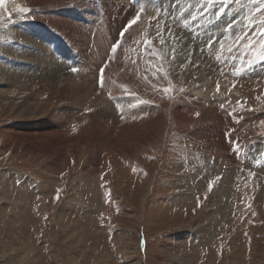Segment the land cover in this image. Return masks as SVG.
Returning <instances> with one entry per match:
<instances>
[{
    "label": "rangeland",
    "instance_id": "1",
    "mask_svg": "<svg viewBox=\"0 0 264 264\" xmlns=\"http://www.w3.org/2000/svg\"><path fill=\"white\" fill-rule=\"evenodd\" d=\"M20 27L68 66L61 87L63 72L42 88L3 71L30 51ZM261 29L264 0H6L0 264H264V61L248 63ZM74 103L52 133L51 109Z\"/></svg>",
    "mask_w": 264,
    "mask_h": 264
},
{
    "label": "bare ground",
    "instance_id": "2",
    "mask_svg": "<svg viewBox=\"0 0 264 264\" xmlns=\"http://www.w3.org/2000/svg\"><path fill=\"white\" fill-rule=\"evenodd\" d=\"M43 7V6H42ZM34 10V9H33ZM40 17V16H39ZM36 19V18H35ZM41 19V18H40ZM64 20V19H63ZM66 22V21H65ZM48 25V24H47ZM18 26V25H17ZM16 26V27H17ZM23 26V25H22ZM150 27V26H149ZM24 28V27H23ZM23 28H18V29H21V30H24L27 34H29V35H32V39H33V41H26L27 42V44H28V42H30V46L29 45H27L26 43H24L25 45H27V48H25V50H30V51H26V52H22L21 53V51H19V50H16L15 48V50L16 51H18L16 54L14 53V51H10V55L12 56V58L10 57V56H8L7 57V61H8V63H7V61H6V63H2V65H1V67L3 68V71L5 72V73H7V70H6V65L8 64L9 66H10V68L12 67V68H14L15 66L14 65H16V68H23L24 67V71H23V77H25L27 74V77H25L27 80H32L31 78H29V77H31V76H34V77H37L38 78V80L37 81H39V83L40 84H38V85H41V87L42 86H44V87H46L45 85H44V80H48V78H52V77H54L57 73H61V72H63L62 73V76H60L57 80H54V78H52L53 80H54V83L55 84H57L59 87H61V84L63 83H65V80H67V73H66V71H65V69H67L68 68V66H65L64 64H62V63H57V62H55L53 59L54 58H52V56H51V54L48 52V50H47V48L46 47H48V44H45V42L46 41H41V40H47V38H46V36H45V34H43V31H41L40 29H37V30H32V28H29L28 30H26V29H23ZM65 28V27H64ZM12 30H14V28H12ZM157 30V29H156ZM24 31H22V32H24ZM20 32V31H19ZM24 32V33H25ZM14 32H12V34H13ZM23 33V34H24ZM59 33V32H58ZM19 34V33H18ZM17 34V35H18ZM21 34V33H20ZM26 34V35H27ZM222 35V34H221ZM220 35V36H221ZM14 37H16V38H19V37H17V36H15V34L13 35ZM143 36V35H142ZM163 36V35H162ZM13 37V38H14ZM25 37V36H24ZM23 37V39H25ZM31 37V36H30ZM26 38H27V36H26ZM39 38V40L40 41H36L37 39ZM15 39V38H14ZM21 39V38H20ZM22 39V40H23ZM26 40V39H25ZM65 40V39H64ZM73 40V39H72ZM146 40V39H145ZM15 42H17V41H15ZM18 43V42H17ZM104 43V42H103ZM33 44H36V46L38 45V46H42L43 47V49H38V48H35V45L34 46H32ZM99 44V43H98ZM11 45H13V44H11ZM21 45H22V43H21ZM24 45V46H25ZM101 45V44H100ZM103 45V44H102ZM105 45V44H104ZM15 47H16V45H14ZM13 46V47H14ZM17 46H19L18 44H17ZM23 46V45H22ZM29 46V47H28ZM1 48V47H0ZM24 48V47H23ZM22 48V49H23ZM100 48V47H99ZM106 48V47H105ZM3 50H5V49H3ZM24 49H23V51H25ZM51 50V49H50ZM4 52V51H3ZM48 53L50 54V56H51V58L50 59H48ZM102 53V52H101ZM100 53V54H101ZM53 54V53H52ZM58 54V53H57ZM23 56L24 58L25 57H27L28 59H24V62H25V64L24 65H21V62H19L18 61V59H19V57L20 56ZM30 55H31V57H30ZM19 56V57H18ZM13 57H16V59L15 58H13ZM56 57H57V55H56ZM137 57V56H136ZM18 58V59H17ZM31 58V59H30ZM122 58V57H121ZM134 59V58H133ZM32 61V62H31ZM97 61V60H96ZM116 63V62H115ZM138 63V62H137ZM111 65V64H110ZM23 66V67H22ZM113 67V66H112ZM16 68L15 69H13V70H16ZM90 68V67H89ZM120 68V67H119ZM36 69H38L39 71H37ZM108 71H109V69H107ZM107 71V72H108ZM2 72V71H1ZM14 74H15V72H13ZM113 72H111V74H112ZM17 74V73H16ZM15 74V75H16ZM47 74H48V77H47ZM96 74V73H95ZM128 74V73H127ZM22 75V74H21ZM50 75V76H49ZM129 75V74H128ZM94 76V75H93ZM127 77V76H126ZM87 80V79H86ZM92 80V79H91ZM1 81V80H0ZM28 81V82H29ZM79 81V80H78ZM83 81H84V79H83ZM21 82H23V81H21ZM51 82V81H50ZM131 82V81H130ZM11 83H14V81H13V79L11 78V77H8V78H6L5 80H4V84H5V86L6 87H9L10 86V84ZM26 83V82H25ZM45 83H46V81H45ZM68 83H69V80H68ZM74 83V82H73ZM76 83V82H75ZM104 83V82H103ZM106 83H108V81L106 82ZM105 83V84H106ZM47 84H49V86H50V84H52V83H47ZM77 84V83H76ZM75 84V85H76ZM96 84V83H95ZM100 84V83H99ZM109 84V83H108ZM118 84V83H117ZM15 85V84H14ZM67 85V84H66ZM122 85V84H121ZM93 86V85H92ZM91 85H90V88L92 87ZM105 86V85H104ZM108 86V85H107ZM58 87V88H59ZM73 87V86H72ZM43 88V87H42ZM55 88V87H54ZM65 90H67V91H74L75 92V90H74V88H71V87H63ZM78 88V87H77ZM89 86L85 83V84H83V87H82V94L83 93H88V91H89ZM208 88V87H207ZM24 89H25V87H24ZM27 89V88H26ZM94 89V88H93ZM102 89H104V88H102ZM114 89V88H113ZM91 90H92V88H91ZM116 90V89H115ZM125 90V89H124ZM47 91V90H46ZM59 90L56 88V93L58 92ZM71 91H70V93H71ZM103 91V90H102ZM102 91H100L101 93H102ZM113 91V90H112ZM96 92V91H95ZM55 93V92H54ZM98 93V92H97ZM107 93V92H106ZM129 93V92H128ZM5 94V93H4ZM42 94V93H41ZM99 94V93H98ZM194 94H196L195 96H198V98L197 99H199L200 98V100L203 98V99H209L210 97H211V95H210V97H208L207 96V94L208 93H206V92H202V90H196V92L194 93ZM75 95V94H74ZM102 95V94H101ZM127 95V94H126ZM72 96V95H71ZM105 96V95H104ZM136 96V95H135ZM76 97V96H75ZM26 98H27V96H26ZM30 98H31V96L29 97V98H27V101L25 102V104L26 105H24L25 107L24 108H28L29 106H30V108H35V107H37L38 109H40L39 108V106L40 107H42V105H44V104H38V105H33L34 103H32L31 104V102H30ZM132 98V97H131ZM131 98H130V101H131ZM140 98V97H139ZM74 99V98H73ZM81 99L82 98H76L75 100H80L81 101ZM88 99V98H87ZM212 99H213V97H212ZM108 101V100H107ZM142 101V100H141ZM201 101H203V100H201ZM212 101V100H211ZM79 102V101H78ZM85 102V101H84ZM94 102V101H93ZM103 102H106L105 100H104V98H103ZM103 102H101V104H103ZM109 102V101H108ZM134 102V101H133ZM208 102H209V100H208ZM27 103H29V104H27ZM136 103V102H135ZM138 103V102H137ZM205 103H206V101H205ZM77 104V103H76ZM76 104L74 103V104H71V105H69V107H67V108H65V106L64 107H62V106H58L57 108H55V109H51V111L50 112H53V114H54V117H53V120L48 124V126H46L52 133H53V131H54V129L60 124V122H61V120H62V118L64 119V117L63 116H72L73 114H79V109H77V106H76ZM107 104V103H106ZM105 104V105H106ZM109 104V103H108ZM193 104V103H192ZM208 104V103H207ZM209 104H210V102H209ZM208 104V105H209ZM212 104V103H211ZM79 105V104H78ZM136 105V104H135ZM70 106H74V107H70ZM108 106H110V105H108ZM131 106V105H130ZM210 106V105H209ZM80 107V106H79ZM102 110H100V109H98L95 113H93V115H96L97 116V118H99V119H102L101 118V115L102 114H108L109 112L107 111V109L106 108H108V107H104L103 105H102ZM142 108V107H141ZM189 108V107H188ZM40 110H42V109H40ZM110 110V109H109ZM114 110V109H113ZM113 110H111V111H113ZM138 110V109H137ZM131 111V110H130ZM156 111V110H155ZM37 112V111H36ZM133 112H136V111H133ZM247 112V111H246ZM27 113V112H26ZM159 113V112H158ZM28 114H29V111H28ZM138 114V113H137ZM147 114V113H146ZM149 114V113H148ZM157 114V113H156ZM189 114V113H188ZM131 115H133L132 114V112H131ZM142 115V114H141ZM144 115V114H143ZM142 115V116H143ZM149 115H151V113L149 114ZM154 115H155V112H154ZM192 115V114H191ZM96 116H93V117H95L96 118ZM128 116H130V114L128 115ZM127 116V118H129ZM145 116V115H144ZM90 117V116H89ZM92 117V116H91ZM111 117V116H110ZM115 117V116H114ZM133 117H134V115H133ZM146 117V116H145ZM144 117V118H145ZM150 117V116H149ZM148 116H147V118H149ZM154 117V116H153ZM152 117V118H153ZM49 118H51V115H49ZM86 118H88V117H86ZM140 118V117H139ZM104 119V118H103ZM111 119V118H110ZM113 119V118H112ZM141 119V118H140ZM155 119V118H154ZM89 120H90V118H89ZM128 120V119H127ZM132 120V119H131ZM91 121V120H90ZM138 121V120H137ZM144 121V120H143ZM159 121V120H158ZM46 122V121H45ZM148 122V121H147ZM90 123V122H89ZM136 123V122H135ZM138 124V123H137ZM140 127H144V125H142V126H140ZM153 127H154V125H153V123H152V126H150V127H148V129H146V131H144V130H142V131H140V133H142V136H149L150 135V132L153 130ZM68 129V128H67ZM119 129V128H118ZM144 129H145V127H144ZM116 130H117V128H116ZM126 130V129H125ZM124 130V131H125ZM137 131V130H136ZM243 131V130H242ZM49 132V131H48ZM59 132V131H58ZM128 132V131H127ZM137 133V132H136ZM78 134V133H77ZM48 135V134H47ZM135 136H136V134H134ZM133 135V136H134ZM107 136V135H106ZM109 136V135H108ZM108 136H107V138H108ZM132 136V137H133ZM105 137V136H104ZM104 137H103V139H104ZM86 139V138H85ZM102 140V138H100L98 141H101ZM102 142V141H101ZM125 142L126 141H123V137L121 136V137H119L118 139L117 138H115L114 139V142H113V144L116 146V148L117 149H119V151H121L122 150V148H124L125 147ZM135 143V142H134ZM108 144V143H107ZM109 145H110V142H109ZM131 146V145H130ZM134 148V147H133ZM218 148V147H217ZM127 149H129V148H127ZM112 151V150H111ZM128 153V152H127ZM197 175V174H196ZM233 179V178H232Z\"/></svg>",
    "mask_w": 264,
    "mask_h": 264
},
{
    "label": "snow or ice",
    "instance_id": "3",
    "mask_svg": "<svg viewBox=\"0 0 264 264\" xmlns=\"http://www.w3.org/2000/svg\"><path fill=\"white\" fill-rule=\"evenodd\" d=\"M6 0H0V8H3L5 5ZM14 11H19L21 13H28L29 9L26 8H18V9H14ZM130 23H135V21H131ZM121 35H123V33H121ZM261 40L264 41V29H261ZM147 43V41L145 42ZM119 41L117 42V44H114L112 47V51L115 52L117 50ZM254 47V46H252ZM255 60H259V61H264V43H261L260 45V49L258 51H256L255 53H253V59L249 60L248 63L251 64L253 63ZM73 72L76 71L75 68L72 69ZM103 72V70H101ZM165 91H167V89H165Z\"/></svg>",
    "mask_w": 264,
    "mask_h": 264
}]
</instances>
